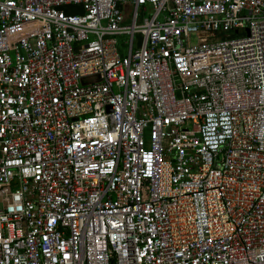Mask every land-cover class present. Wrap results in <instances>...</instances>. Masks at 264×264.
Instances as JSON below:
<instances>
[{
  "label": "built area",
  "instance_id": "built-area-1",
  "mask_svg": "<svg viewBox=\"0 0 264 264\" xmlns=\"http://www.w3.org/2000/svg\"><path fill=\"white\" fill-rule=\"evenodd\" d=\"M0 264H264V0H0Z\"/></svg>",
  "mask_w": 264,
  "mask_h": 264
},
{
  "label": "water",
  "instance_id": "water-1",
  "mask_svg": "<svg viewBox=\"0 0 264 264\" xmlns=\"http://www.w3.org/2000/svg\"><path fill=\"white\" fill-rule=\"evenodd\" d=\"M58 9L63 11L66 15H82L84 13V7L82 4L61 5Z\"/></svg>",
  "mask_w": 264,
  "mask_h": 264
},
{
  "label": "rangeland",
  "instance_id": "rangeland-1",
  "mask_svg": "<svg viewBox=\"0 0 264 264\" xmlns=\"http://www.w3.org/2000/svg\"><path fill=\"white\" fill-rule=\"evenodd\" d=\"M139 42H140V36L139 35H136L134 37V45L137 46Z\"/></svg>",
  "mask_w": 264,
  "mask_h": 264
}]
</instances>
